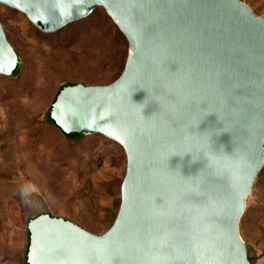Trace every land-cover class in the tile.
<instances>
[{
  "label": "water",
  "instance_id": "obj_1",
  "mask_svg": "<svg viewBox=\"0 0 264 264\" xmlns=\"http://www.w3.org/2000/svg\"><path fill=\"white\" fill-rule=\"evenodd\" d=\"M53 33L102 7L128 41L107 85L61 88L50 119L126 154L102 235L28 221L27 264H253L239 223L264 165V17L240 0H0ZM21 66L0 21V75Z\"/></svg>",
  "mask_w": 264,
  "mask_h": 264
},
{
  "label": "rangeland",
  "instance_id": "obj_2",
  "mask_svg": "<svg viewBox=\"0 0 264 264\" xmlns=\"http://www.w3.org/2000/svg\"><path fill=\"white\" fill-rule=\"evenodd\" d=\"M264 17V0H240ZM21 66L0 75V264H27L28 221L68 219L98 235L113 225L126 173L123 147L100 134L66 136L49 121L66 85H107L124 70L128 41L102 7L53 33L0 4ZM253 264H264V165L239 223Z\"/></svg>",
  "mask_w": 264,
  "mask_h": 264
},
{
  "label": "trees",
  "instance_id": "obj_3",
  "mask_svg": "<svg viewBox=\"0 0 264 264\" xmlns=\"http://www.w3.org/2000/svg\"><path fill=\"white\" fill-rule=\"evenodd\" d=\"M48 117H49V121L51 122V123H53L54 124V122L50 119V112H49V115H48ZM81 135H79V136H75V137H80ZM71 138H74V137H71ZM250 260H251V258H250Z\"/></svg>",
  "mask_w": 264,
  "mask_h": 264
}]
</instances>
